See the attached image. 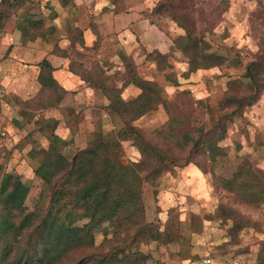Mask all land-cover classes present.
<instances>
[{
  "label": "trees",
  "instance_id": "16d2710c",
  "mask_svg": "<svg viewBox=\"0 0 264 264\" xmlns=\"http://www.w3.org/2000/svg\"><path fill=\"white\" fill-rule=\"evenodd\" d=\"M27 1L1 0V3L10 12L23 7ZM192 2L159 0L150 15H167L183 34L170 40L166 52L144 50L146 58L154 61L160 70L169 66L167 58L177 51L187 61L185 77L217 67L225 60L209 51L208 43L196 33L191 17L187 18L184 13ZM59 3L74 5L72 0H59ZM54 17L25 12L21 20L23 43L41 41L48 48L47 55L66 59L67 71L104 96L107 108L122 121L123 128L118 131L116 141L104 140L101 132L90 134L86 147L77 150L71 159L64 154L69 142L53 131L47 147L32 148L28 157L37 161L34 175L41 183L32 211L25 204L28 193L21 187L20 176L5 174L0 166V264H145L147 256L139 246L151 242L177 243L179 219L169 213L162 230L146 221L142 194L145 178L133 163L124 162L121 139H132L140 154L139 166L147 175L179 162L206 173L203 158L213 165L223 154L218 143L226 135L228 122L245 107H252L264 91V64L250 63L246 71L251 87L232 81L217 108L209 111L208 121L191 126L190 117L174 113L161 87L141 79L133 63L124 67L121 86L112 84L109 77H102V67L97 62L98 65L91 66L93 59L76 50V46L89 50L84 44L83 28L69 29L65 39L69 49H61L55 27L46 23ZM89 27L95 33L92 21ZM99 45L96 34L90 49L98 50ZM37 65L40 85L37 94L28 100L14 98V101L20 108L38 113L58 109L67 91L55 80V68L46 56ZM173 84L179 86L176 82ZM130 85L140 93L126 100L123 92ZM235 87L243 93L236 94L232 91ZM185 103L190 104L188 100ZM158 107H163L169 115L161 127L146 135L132 125ZM36 123L39 125L40 120ZM213 177L217 187L233 194L240 202L252 207L264 203V179L248 161L242 162L231 178L214 173ZM80 222L84 224L79 225ZM97 235H102L104 243L115 242L108 252L101 254L95 248ZM262 248L264 252V243Z\"/></svg>",
  "mask_w": 264,
  "mask_h": 264
},
{
  "label": "rangeland",
  "instance_id": "374dc122",
  "mask_svg": "<svg viewBox=\"0 0 264 264\" xmlns=\"http://www.w3.org/2000/svg\"><path fill=\"white\" fill-rule=\"evenodd\" d=\"M34 5L35 1L28 0L23 7L9 12L0 0V13L7 14V17L20 9L24 13H30ZM185 8L184 13L187 18L191 17L196 33L208 43L209 51L225 58L221 65L198 70L185 77L188 69L187 61L177 51L170 53L167 58L169 66L162 70L154 61L146 58V52L143 49L138 50L135 56L123 52L117 58L110 50L107 53L112 55L106 57L103 55L106 49L103 53L101 50L102 35L98 32L93 15H87V19L95 26L94 37L96 38V34L99 36L98 50H91L92 46H86L89 50L76 46V50L93 59L91 66L97 62L102 67L103 74L100 73V75L111 78V83L117 86H121L125 78L124 67L133 63L141 79L152 81L161 87L174 113L179 116H189L191 126H198L208 121L209 111L217 108L232 81H239L251 87L246 71L250 63L264 64V0H193L192 4L189 3ZM161 18L164 23L158 22L157 26L166 33L169 40L183 34V30L177 27L167 15H161ZM53 21L54 19L46 23L55 27L56 39L59 42L65 40L68 30L74 26L67 25L64 28V25L60 24L57 28ZM78 21L79 25H83V19L78 18ZM36 42L44 52L48 51L43 42ZM23 46L27 44L23 43ZM44 52H40L41 55L37 56L35 55L37 53L30 49L29 58L31 60L35 58L38 64ZM5 58L3 57L0 61V76L6 67H10L12 73L18 74L22 71L23 66L19 64L15 56ZM36 63L32 65L38 67ZM38 70L39 68H37V74ZM37 74L35 75L37 90L28 99L33 98L40 89ZM173 82L178 83L179 86H174ZM232 91L236 94L243 93L237 87ZM139 93V89L130 85L123 92V97L128 100ZM181 93L184 94L181 95ZM92 96L91 101L88 98L91 105L87 109L80 104L68 106L67 98L58 109H52L59 111L56 113L59 114L57 128L65 125L64 128H69V131L72 130L74 134L80 133L77 143L73 142L70 133H66L63 127H61L63 129L59 128L60 130L54 128V121L46 119L45 113L51 110L38 113L22 109L16 104L14 98L22 101L28 99L11 94L6 96L0 104V131L6 134L0 141V166L5 174L20 176L21 187L28 193L25 204L30 211L36 206L41 183L34 175L37 161L30 159L28 152L32 148L47 147L52 131L60 136L57 131L64 130L65 136L60 137L69 142L64 151L67 159H71L77 150L84 149L88 136L94 132H101L106 141L117 140L118 131L123 128L122 121L107 108L108 102L100 92L93 90ZM185 100H188L190 104L185 103ZM86 115L88 121L85 119ZM168 119L167 111L163 107H158L155 111L134 121L132 125L149 135ZM36 120H40L39 125H36ZM121 140L124 162L133 163L145 178L142 194L146 221L155 223L162 230L169 213L176 214L179 219L180 237L177 243L162 245L151 242L148 245L139 246V250L147 256L145 264H176L175 262L179 263L180 260L181 264H194L199 258L195 256L199 248L203 250L204 247L207 251L209 250L206 247L207 244H211L212 252L208 251V253L215 257L214 259L218 261L220 258H227L225 264H240L237 258L240 261L243 258V261L264 264L262 248L264 203L258 207L242 203L233 194L217 187L213 180V173L215 176L231 178L244 161H248L253 170L264 179V91L252 107H245L239 115L228 122L226 135L218 143V146L223 149V154L217 157L213 165L203 158L207 172L202 173L197 170L199 175L196 179L191 175L184 177L182 172L186 167H195L191 164L185 166L183 162L175 166H164L155 174L147 175L139 166L140 154L132 139L122 138ZM83 224L84 222L79 223V225ZM183 236L188 243L185 245L187 255L177 258L169 253L167 256L166 252L169 249L184 247V245L180 246ZM188 238L191 240L188 241ZM102 240V235L96 236L95 248L101 254L108 252L115 243H104Z\"/></svg>",
  "mask_w": 264,
  "mask_h": 264
},
{
  "label": "crops",
  "instance_id": "0c3cea01",
  "mask_svg": "<svg viewBox=\"0 0 264 264\" xmlns=\"http://www.w3.org/2000/svg\"><path fill=\"white\" fill-rule=\"evenodd\" d=\"M32 1H35V5L33 11L30 13L42 17L55 16L53 23L57 28H59L58 26L60 24L64 25V28L67 25L83 28L85 46L87 47L92 46L95 41L93 32L89 27L90 21L87 19V15H93L95 17L94 22L98 32L102 35L101 50H103V53L106 49V52L103 53L106 57L112 55L107 53L110 50H112L110 52L114 53V57L117 58V56L123 52L135 56L136 52L142 49L147 52L153 50L166 52L169 48V37L157 26L158 22L164 23L163 19L161 16L152 17L150 15L152 9L159 0H72L73 6H62L59 0ZM24 15L25 13L22 9L18 12H14L8 17L7 14L0 13V61L3 57L10 58L11 55H13L19 64L23 66L22 71L18 74L12 73L10 67L4 69V72L0 76V89H4L5 94L1 97L0 104L3 103L4 99L9 94L13 96L17 95L22 99H28L32 97L37 90L35 75L37 74L38 67L32 65L36 63V59L34 58L31 60L29 58V52L31 49L32 52L37 53L35 55L38 56L41 55L40 52L44 51L41 46H38V42L27 43V46H23L24 26L21 20ZM78 18L79 20L83 19V25H79ZM58 45L63 50L69 49L66 40L60 41ZM47 54L48 53L45 51L42 57L46 56L47 60L55 68L53 72L55 80L67 91L64 101L67 98L69 99V101H67L68 106L72 107L80 104L84 105L85 109H87L88 106L91 105L89 101L92 100L93 90L86 87L77 76L67 71L68 61L66 59ZM32 80L35 83H32ZM57 112L59 113L58 110H51L45 113L47 120L54 121V128H57L59 121L57 117L59 114H56ZM85 119L88 121L87 115ZM64 126L65 125L61 127L64 128ZM64 130L67 131L66 133H70L73 142L77 143V138L78 136L80 137V133L74 134L71 132L72 130L69 131V128H64ZM63 131H57V133L60 136H65V132ZM182 174L184 177L191 175L195 179L198 178L199 175L197 169L193 167H186ZM184 237L185 236H183L180 245L181 247L184 245V247L182 249H169L166 252L167 256L169 253L177 258H182L187 255L185 253V245H188V243ZM189 240H191V238H188V241ZM210 246L211 244H207L206 246L207 249H209V253L212 252ZM200 249L201 248H199L198 252L195 254V256L199 257L198 260L208 256L213 259V264H216V262H218V264H225L224 262L227 261V258H220L217 261V259H214L215 257L213 258L204 247L203 250ZM237 259L240 264H254V262L251 263V261H243V258H241V261L239 258ZM175 263L181 264V260L179 263L177 261Z\"/></svg>",
  "mask_w": 264,
  "mask_h": 264
},
{
  "label": "built area",
  "instance_id": "2783aa9c",
  "mask_svg": "<svg viewBox=\"0 0 264 264\" xmlns=\"http://www.w3.org/2000/svg\"><path fill=\"white\" fill-rule=\"evenodd\" d=\"M4 94H5V90L0 89V100ZM5 135L6 134L4 131H0V141H2L4 139ZM194 264H213V259L211 257L205 256V257L201 258L200 260H197Z\"/></svg>",
  "mask_w": 264,
  "mask_h": 264
}]
</instances>
